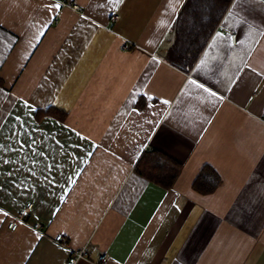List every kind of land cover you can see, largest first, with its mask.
Masks as SVG:
<instances>
[{
  "label": "crops",
  "instance_id": "crops-1",
  "mask_svg": "<svg viewBox=\"0 0 264 264\" xmlns=\"http://www.w3.org/2000/svg\"><path fill=\"white\" fill-rule=\"evenodd\" d=\"M71 2L0 0V264H264V0L207 42L187 0ZM151 150L171 187L137 171Z\"/></svg>",
  "mask_w": 264,
  "mask_h": 264
},
{
  "label": "trees",
  "instance_id": "trees-1",
  "mask_svg": "<svg viewBox=\"0 0 264 264\" xmlns=\"http://www.w3.org/2000/svg\"><path fill=\"white\" fill-rule=\"evenodd\" d=\"M231 2L232 0H187L181 14L182 16L186 14L192 16L188 22L190 25L189 32L193 34V37L196 40L207 42L227 12ZM174 62L184 67V64H180L183 62L181 55ZM181 168L182 166L178 161L157 150L146 151L137 165V171L141 175L156 181L165 188H169L175 183ZM220 184L221 176L219 173L212 167L206 166L197 176L193 187L201 194H209L216 190Z\"/></svg>",
  "mask_w": 264,
  "mask_h": 264
},
{
  "label": "built area",
  "instance_id": "built-area-1",
  "mask_svg": "<svg viewBox=\"0 0 264 264\" xmlns=\"http://www.w3.org/2000/svg\"><path fill=\"white\" fill-rule=\"evenodd\" d=\"M61 3L65 7H71L75 11H81V7L78 4L72 3L71 0H61ZM117 18H118L117 16L111 17L113 21H115ZM232 37H233V42L236 43V36L232 35ZM125 49H129V46H125ZM17 226L18 224L16 221L9 224V228L12 230H16ZM39 227H40V223H36L35 228H39ZM56 240L61 243H66L65 238L62 237L61 235L57 236ZM89 255H90V251L88 250L87 246L83 247L79 250L72 252V254L69 256L65 264H78L81 260L87 259ZM108 259L109 257L107 253H102L100 255L101 263L106 264Z\"/></svg>",
  "mask_w": 264,
  "mask_h": 264
},
{
  "label": "snow or ice",
  "instance_id": "snow-or-ice-1",
  "mask_svg": "<svg viewBox=\"0 0 264 264\" xmlns=\"http://www.w3.org/2000/svg\"><path fill=\"white\" fill-rule=\"evenodd\" d=\"M242 2V0H241ZM56 7H59V5H56ZM233 13L232 12H229L228 15H232ZM191 83L195 84L196 82L195 81H191ZM199 87H203V85H199ZM205 91H208V89H204ZM0 92H2V90H0ZM212 95H215V93H212ZM163 103H168V101H164ZM21 147H23V145H21ZM4 215H7V213H4Z\"/></svg>",
  "mask_w": 264,
  "mask_h": 264
}]
</instances>
